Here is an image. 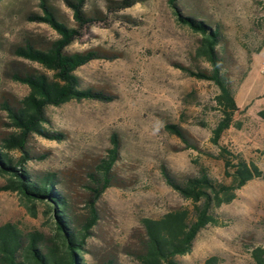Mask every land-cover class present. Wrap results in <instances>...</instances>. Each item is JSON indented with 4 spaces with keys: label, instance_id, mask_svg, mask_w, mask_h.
Masks as SVG:
<instances>
[{
    "label": "rangeland",
    "instance_id": "1",
    "mask_svg": "<svg viewBox=\"0 0 264 264\" xmlns=\"http://www.w3.org/2000/svg\"><path fill=\"white\" fill-rule=\"evenodd\" d=\"M42 0H0V136L11 127L5 103L17 105L29 94L15 74L44 73L39 64L16 55L31 44L47 49L58 38L43 17ZM122 0H87L94 22L67 48L68 53L97 51L99 58L76 72L84 89L113 100L71 101L48 107L45 127L62 135L51 140L32 135L28 142L33 175L55 174L57 188L67 195L79 217L92 199L90 174L113 148L119 185L97 200L100 219L83 256L86 264H139L145 232L142 219H159L178 208L193 209L168 182L164 170L178 183L198 176L202 168L219 183L225 176L221 147L255 164L264 172V0H138L120 9ZM47 5L69 27L76 22L65 0ZM191 17L220 31L217 51L239 110L219 145L214 130L222 119L216 102L220 91L210 80L211 64L201 53L202 35L179 20ZM178 126L186 141L167 130ZM20 159L21 153L11 152ZM234 159L233 157L230 158ZM9 177L0 175V226L15 224L23 233H55L45 202H26L18 193L2 190ZM218 226L197 236L192 251L177 257L179 264H255L252 251L264 246V178H255L236 192L230 204L215 208Z\"/></svg>",
    "mask_w": 264,
    "mask_h": 264
},
{
    "label": "trees",
    "instance_id": "2",
    "mask_svg": "<svg viewBox=\"0 0 264 264\" xmlns=\"http://www.w3.org/2000/svg\"><path fill=\"white\" fill-rule=\"evenodd\" d=\"M65 1L73 12L76 26L69 27L59 20L47 5V0H42L40 4L44 15L37 17V20L49 24L58 38L45 50L27 44L15 51L16 55L39 64L51 75H14L16 81L28 86L29 94L15 106L5 103L4 109L15 132L0 136V175L9 177L2 190L18 193L28 203L45 202L54 221L55 233H23L12 223L0 226V264H86L83 252L100 219L96 202L108 188L119 185L113 171L119 156L116 135L112 138L113 148L109 151V156L90 174L93 195L87 204L85 216L79 217L74 213L67 195L57 188L55 174L36 176L26 166L31 160L28 142L32 135L51 140L62 139V135L50 132L45 127L48 107L86 99L105 102L113 100L105 93L82 87L77 70L93 60L107 57L93 50L67 52V48L82 35L83 29L94 22V16L85 10L87 0ZM137 2L138 0H122L119 8L127 9ZM170 3L175 7L176 0H170ZM179 20L203 37L201 53L211 64L212 70L209 74L193 75L210 80L219 88L216 102L222 119L213 132V141L219 145L222 135L231 127L234 115L239 110L217 51L220 31L191 17L179 15ZM260 115L264 117V111ZM166 128L186 141L184 132L178 126L167 125ZM14 151L21 153L20 159L11 156ZM232 157L234 162L230 159ZM221 158L224 160L225 176L231 179L230 184L214 181L204 168L198 176L188 178L185 183L174 181L168 171L164 170L169 184L193 204V209L178 208L159 219H142L145 236L139 250L134 253L139 264H179L177 257L192 251L194 242L203 229L219 225L214 209L233 202L236 192L251 180L264 178V172L258 166L239 156H233L225 147H221ZM252 257L255 264H264V246L254 248ZM103 264L116 263L107 260ZM205 264H218V259L210 258Z\"/></svg>",
    "mask_w": 264,
    "mask_h": 264
}]
</instances>
